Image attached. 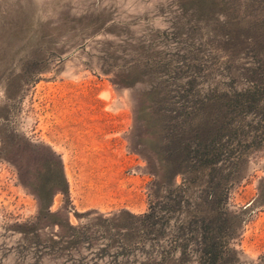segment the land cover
<instances>
[{"label":"rangeland","instance_id":"obj_1","mask_svg":"<svg viewBox=\"0 0 264 264\" xmlns=\"http://www.w3.org/2000/svg\"><path fill=\"white\" fill-rule=\"evenodd\" d=\"M260 16L264 0H0V264H151L169 255L185 214L156 241L131 238L124 254L99 221L142 216L166 195L138 109L152 107L154 88L172 91L160 95L172 107L245 101L247 91L260 98L255 111L231 113L235 133L221 144L224 159L246 155L240 167L223 165L225 174L239 168L226 204L239 220L225 248L232 264H264V47L242 44L231 24ZM26 145L52 150L69 185L67 197L53 198L56 217L40 223L34 188L45 159L21 153ZM186 193L193 207L201 191ZM66 221L93 244L61 241ZM194 249L184 264H199ZM181 250L165 264H178Z\"/></svg>","mask_w":264,"mask_h":264},{"label":"trees","instance_id":"obj_2","mask_svg":"<svg viewBox=\"0 0 264 264\" xmlns=\"http://www.w3.org/2000/svg\"><path fill=\"white\" fill-rule=\"evenodd\" d=\"M232 23L242 29L241 34L237 35L242 44L249 43L257 46L259 50L264 47V16L248 20L237 18ZM247 39L251 40L245 42ZM192 89L193 86L189 91ZM169 91L167 88H154L146 95L152 98V107L138 108L144 116L141 124L145 129L144 133L155 140L152 150L164 171L159 188L164 187L166 195L159 204H151L150 211L142 216L123 211L112 218L99 217L101 227L106 229L102 237L111 239L110 246L115 243L120 245L118 247L122 249L121 254H124V248L128 247L126 243L131 238L139 236V240H144L150 237L156 241L174 214L177 219H181L180 214H185V218L179 220L177 233L171 238L173 246L169 255L159 261L153 260L151 264H165L178 248L182 249V255L177 262L184 264L188 262L190 245L195 247L194 252L198 255L199 264H232V251L225 247L227 240L233 237L232 226L239 220V216L229 213L226 204L230 187L239 180V168L225 174L226 166L223 165L229 162L230 165L240 167L246 155L239 156L235 161H230L229 156L224 159L227 151L223 150L221 143L224 138H227V141L231 139L235 133L234 129L229 127L231 122L227 119L231 113L255 111V103L260 98L247 91L243 94L247 97L245 101L234 97L225 100H222V97L209 98L210 101L197 98L188 105L175 104L176 106L172 107L166 104L167 97L160 99L161 94L167 96L172 93ZM195 97L194 94L193 98ZM152 109L155 110L154 113ZM21 151L23 154L28 152L45 159L44 177L37 188H34L40 206L37 222L55 218L56 214L50 211L54 196L57 193L65 197L69 195V185L61 160L49 148L40 149L26 145ZM235 170L237 173L233 175ZM178 176L183 177L182 186L174 184ZM22 183L31 187L24 180ZM186 190H192L190 197L194 196L195 191H201V195L191 200L193 207L190 208L184 206ZM260 195L261 199L263 198L261 202L264 203V190ZM58 225L63 232L60 240L67 241L69 247L80 246L86 242L92 245L95 240L93 234L82 233L81 229L72 226L69 221H66L65 225ZM105 251L106 248H103L102 252Z\"/></svg>","mask_w":264,"mask_h":264}]
</instances>
